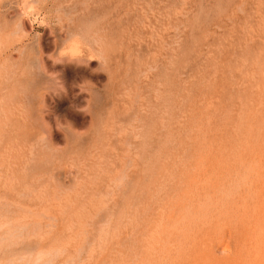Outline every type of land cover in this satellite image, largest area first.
Listing matches in <instances>:
<instances>
[{
    "label": "rangeland",
    "instance_id": "obj_1",
    "mask_svg": "<svg viewBox=\"0 0 264 264\" xmlns=\"http://www.w3.org/2000/svg\"><path fill=\"white\" fill-rule=\"evenodd\" d=\"M0 264H264V0H0Z\"/></svg>",
    "mask_w": 264,
    "mask_h": 264
}]
</instances>
